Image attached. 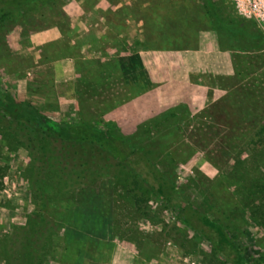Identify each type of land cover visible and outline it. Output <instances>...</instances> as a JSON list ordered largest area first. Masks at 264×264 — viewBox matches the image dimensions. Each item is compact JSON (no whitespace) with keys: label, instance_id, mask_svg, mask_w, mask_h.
<instances>
[{"label":"rangeland","instance_id":"rangeland-1","mask_svg":"<svg viewBox=\"0 0 264 264\" xmlns=\"http://www.w3.org/2000/svg\"><path fill=\"white\" fill-rule=\"evenodd\" d=\"M26 4L0 20V87L64 127L151 131L155 171L166 164L170 182L182 186L169 205L152 177L140 178L138 188L130 179L129 189L101 178L57 202L41 177L51 207L71 205L74 213L33 263L264 264V48H225L216 30L241 21L264 33L262 25L238 16L230 0ZM79 4L85 11L73 13ZM55 26L61 36L53 41L42 32ZM147 34L149 46L134 44ZM65 76L74 81L70 107L55 91ZM5 125L0 121V264H33L22 245L42 202L32 184L39 174ZM178 191L212 211L207 236L181 218Z\"/></svg>","mask_w":264,"mask_h":264},{"label":"trees","instance_id":"trees-1","mask_svg":"<svg viewBox=\"0 0 264 264\" xmlns=\"http://www.w3.org/2000/svg\"><path fill=\"white\" fill-rule=\"evenodd\" d=\"M26 1L30 0H0V20L11 16L12 12L28 10V4L24 7ZM32 1L36 4L38 0H31V3ZM209 8L217 23L222 24L219 13L213 6L209 5ZM165 23L167 25L166 21ZM216 30L219 43L225 48L243 52L260 51L264 48V33L255 31L246 22L228 21L224 27L218 26ZM152 37L153 35L147 34L148 42L153 40ZM3 120L6 121L3 126L5 134L27 151L32 159L33 169L39 174L35 175L32 184L42 202L38 211L30 217L29 237L22 245L27 252V260L32 263L58 236L61 223L74 213L71 205L51 207L49 199L44 195V188L41 187V177L44 182L49 181V185H53V190L57 193L54 199L57 202L75 189L91 186L101 178L124 189L131 186L130 179L134 187L138 188L140 178H153L156 182V194L169 205L172 204L171 199L176 189L182 188L181 185L176 188L170 182V171L166 164L160 165L162 171H155L153 152L147 151L151 131L139 130L129 136L80 123L64 127L47 117L39 107L27 101L14 100L0 87V121ZM159 154L163 155L161 151ZM178 192V200L183 205L181 218L189 223L192 230H200L207 236L208 231L204 226L211 224L209 216L212 211L206 206L192 204L184 193ZM263 194L264 185L259 189V195ZM25 255L26 253L23 258Z\"/></svg>","mask_w":264,"mask_h":264},{"label":"crops","instance_id":"crops-1","mask_svg":"<svg viewBox=\"0 0 264 264\" xmlns=\"http://www.w3.org/2000/svg\"><path fill=\"white\" fill-rule=\"evenodd\" d=\"M99 3L100 2L98 1V2H96L95 5H97V4L100 5ZM112 3H114V2H111L110 3V6H112ZM58 11L60 12V15L61 16H63V14H64L65 15L64 17H66L67 14H68L65 10H64L65 13H63L61 11V9L58 10ZM84 11H85V9L82 7L81 4H79L78 7L76 9H73L72 12L73 13L74 12H78V14H81ZM42 33H46L47 34L46 35V38L49 35H52V37H54V40L53 41L57 40L55 38L56 34L59 35V36H61L60 31L58 30V28H56V26L54 28H47V30L45 32H42ZM42 36H44V35L42 34ZM40 38H41V36H40ZM147 39L148 38L142 39L143 41H138L137 43H134V44L139 45L140 42H141V45H143V46H149ZM44 40L47 42L45 44V46H48V44H52L53 43V41H48L47 39H44ZM212 46L215 48L217 46V43H215L213 41ZM195 51H197V50H195ZM179 59L180 58H178V60ZM73 89H74V81H73V79L71 77H66L65 76V77H61V78H59V79L56 80V82H55V91H56V95H57V98L59 100V103L61 105H67L68 104L69 107L71 106L70 104L72 102V96L74 95L73 94Z\"/></svg>","mask_w":264,"mask_h":264},{"label":"built area","instance_id":"built-area-1","mask_svg":"<svg viewBox=\"0 0 264 264\" xmlns=\"http://www.w3.org/2000/svg\"><path fill=\"white\" fill-rule=\"evenodd\" d=\"M238 16L257 20L264 29V0H230Z\"/></svg>","mask_w":264,"mask_h":264}]
</instances>
